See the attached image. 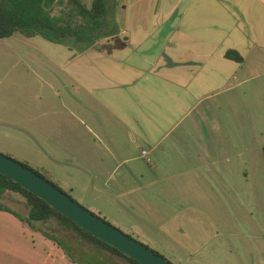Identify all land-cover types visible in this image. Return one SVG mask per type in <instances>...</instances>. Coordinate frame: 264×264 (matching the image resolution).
<instances>
[{
    "label": "rangeland",
    "instance_id": "374dc122",
    "mask_svg": "<svg viewBox=\"0 0 264 264\" xmlns=\"http://www.w3.org/2000/svg\"><path fill=\"white\" fill-rule=\"evenodd\" d=\"M82 1L90 6L93 0ZM106 1V21L110 23L114 18V0ZM64 2L56 7L55 14L70 7L68 0ZM108 31L112 32L113 28ZM83 45L74 39L69 45L54 43L39 35L31 41L21 33L0 38V122L8 121L9 113L20 108L24 101H31L30 105L34 106L39 96L44 106L46 102L53 103L60 114H65L57 124L50 120L36 124L31 132L33 138L0 124V152L44 175L50 172L53 181L85 208L158 251L173 264H205L202 260L194 263L189 252L181 250L160 228L170 216L181 211L195 237L203 236L205 240L207 234L214 245L219 244L223 249L221 259L214 258V264H264V75L254 77L250 73L243 88L223 93L217 104L212 99L205 100L190 113L174 118L170 126L163 127L162 134L157 133L156 140L146 138L143 133L142 138L137 135L141 130L135 120H125L109 103L102 104L97 99L90 111L84 110V106L77 107L76 114L97 133L75 140L82 160L94 159L92 155L98 153L109 161L111 155L105 150L109 146L118 159L113 168L122 163L116 170L107 171L95 188V172L85 174L63 154L69 151L68 135L82 131L85 125L72 120L63 106L67 97L60 84L68 83L61 64L53 61L60 79L58 97L43 86L45 82L56 83L55 77L38 70L50 67L45 52L61 57V61ZM37 77H42V82ZM242 93L244 96L240 97ZM119 108L124 113L131 112L124 104ZM51 136L58 137L51 139ZM82 163L84 168L88 166L85 161ZM105 181L110 185L121 183L127 196L109 194L108 187L103 186ZM99 189L104 191L100 193ZM130 199L137 200L138 205L129 204ZM2 203L23 216L29 212L26 199L19 193L8 191ZM4 214L5 225L18 226L20 221L16 217L8 212ZM35 227L38 232L46 231L66 242L72 250L69 256L83 263L107 264L94 251L93 244L58 219L37 222ZM153 241L158 242L159 248ZM208 255L207 251L201 257ZM116 257L123 264H133L122 256Z\"/></svg>",
    "mask_w": 264,
    "mask_h": 264
},
{
    "label": "crops",
    "instance_id": "0c3cea01",
    "mask_svg": "<svg viewBox=\"0 0 264 264\" xmlns=\"http://www.w3.org/2000/svg\"><path fill=\"white\" fill-rule=\"evenodd\" d=\"M113 10L112 35L101 38L84 51L66 54L61 61L54 53L53 56L45 52L50 67L38 69L55 77L56 83L45 82L43 86L58 97L56 65L61 64L68 83L61 81L60 84L67 97L63 106L72 120L85 125L82 131L68 135L69 151L63 154L85 174L95 172V188L107 171L116 170L122 163L113 168L118 159L109 146L105 147L111 155L109 161L98 153L92 155L94 159L82 160L75 140L97 133L76 114L80 106L90 111L97 99L102 104L109 103L125 120H135L141 130L137 135L142 138L143 133L146 138L156 140L157 133L162 134L163 127L170 126L174 118L190 113L205 100L212 99L217 104V98L223 93L243 88L250 73L254 77L264 75V0H114ZM35 37L37 39V36L29 39L33 41ZM107 47H110L109 52ZM229 50L238 51L243 62L227 58ZM37 78L42 80V77ZM243 96L244 93L240 95ZM38 99L34 106L30 105L31 101L22 102L20 108L9 113V120L0 124L33 138L31 132L35 131L36 124L44 120L57 124L61 116L63 120L65 114L59 113L58 106L49 102L44 106L42 96ZM121 104L131 108L130 114L121 111ZM71 118L68 117L69 122ZM108 136L113 139L111 134ZM57 137L51 136V139ZM132 137L135 138L133 134ZM52 161L56 162L55 158ZM83 161L88 165L85 168ZM103 186L108 187L109 194L127 196L121 183L110 185L105 181ZM103 191L99 189L100 193ZM138 203L130 199L129 204ZM5 212L0 211V264L83 262L70 259L61 246L39 233L37 227L10 212L20 223L16 227L5 225L2 222ZM183 213L171 214L160 228L181 250L189 252L194 263L202 260L205 264H214V258L221 259L223 249L219 244L214 245L207 234L205 240L203 236L195 237L187 218L181 216ZM213 225L218 234L217 225ZM153 244L159 245L156 241ZM95 251L107 264H123L116 254ZM207 251L209 255L202 258ZM179 260L183 262L180 256Z\"/></svg>",
    "mask_w": 264,
    "mask_h": 264
},
{
    "label": "trees",
    "instance_id": "16d2710c",
    "mask_svg": "<svg viewBox=\"0 0 264 264\" xmlns=\"http://www.w3.org/2000/svg\"><path fill=\"white\" fill-rule=\"evenodd\" d=\"M64 3V0H0V38H8L16 33H21L28 38L39 35L50 42L66 45H69V41L74 39L84 44L83 47L77 46L79 51H84L101 38L113 34L115 16L110 23L106 21L108 12L106 0H93L90 6L86 5L82 0H68L70 7L63 9L58 15L55 14L56 7L62 6ZM109 24L113 28L112 32L108 31V28H110L108 27ZM226 57L238 62H243L244 60L243 56L236 50H229L226 53ZM24 164L32 168L29 164ZM35 171L62 189L57 182L53 181L50 172L47 171L48 175H44L38 170ZM8 191L19 193L26 199L29 206V212L26 216L15 212L2 203V198ZM0 211L10 212L32 227H35L37 222L56 218L62 224L74 230L83 240L93 244L96 247L95 250L108 251L122 256L133 264H139L135 259L126 256L121 251L84 230L71 219L54 209L45 200L1 173ZM44 234L56 241L68 256L72 253L71 247L66 242L57 239L46 231ZM156 252L159 253L158 251ZM69 258L74 261L79 259L73 255L69 256ZM80 264H94V262L83 263L80 261Z\"/></svg>",
    "mask_w": 264,
    "mask_h": 264
},
{
    "label": "water",
    "instance_id": "95a60500",
    "mask_svg": "<svg viewBox=\"0 0 264 264\" xmlns=\"http://www.w3.org/2000/svg\"><path fill=\"white\" fill-rule=\"evenodd\" d=\"M0 173L36 194L78 226L135 259L139 264H173L154 249L85 208L32 168L1 152Z\"/></svg>",
    "mask_w": 264,
    "mask_h": 264
}]
</instances>
